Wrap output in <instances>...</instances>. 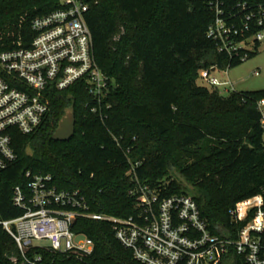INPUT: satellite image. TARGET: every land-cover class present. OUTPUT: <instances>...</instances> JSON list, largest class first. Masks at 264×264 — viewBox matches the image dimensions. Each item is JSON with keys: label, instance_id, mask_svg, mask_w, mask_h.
Wrapping results in <instances>:
<instances>
[{"label": "trees", "instance_id": "obj_1", "mask_svg": "<svg viewBox=\"0 0 264 264\" xmlns=\"http://www.w3.org/2000/svg\"><path fill=\"white\" fill-rule=\"evenodd\" d=\"M81 1L89 5L95 60L114 80L108 118L103 122L92 112L93 99L83 82L52 91L40 129L14 135L18 160L0 174V215L23 214L12 202L13 191L31 170L52 175L61 191H79L91 212L118 218L139 212V194H133L139 182L162 187L163 197L191 195L212 230L232 231L236 238L240 225L230 211L264 191L258 109L264 90L226 93L198 79L203 70L241 64L244 56L256 55L261 42H255V52H221L208 36L216 15L202 0ZM244 1L226 0L240 17L245 13L236 8ZM65 7L63 0H0V54L30 47L36 36L33 22ZM69 109L76 114L75 135L55 141ZM74 231L94 240L89 258L47 248H32L28 257L40 256L39 264H141L118 241L110 222L79 219ZM0 264H29L1 227ZM225 264L246 263L233 255Z\"/></svg>", "mask_w": 264, "mask_h": 264}, {"label": "built area", "instance_id": "obj_2", "mask_svg": "<svg viewBox=\"0 0 264 264\" xmlns=\"http://www.w3.org/2000/svg\"><path fill=\"white\" fill-rule=\"evenodd\" d=\"M202 1L216 15L208 36L219 43L221 52L233 56L256 41H264V0L239 3L236 9H241L244 17L229 10L226 0ZM63 2L65 8L33 22L36 36L30 47L0 54V174L18 160L15 133H36L46 121L52 91L83 82L93 99L92 112L103 122L108 118L112 106L106 101L114 80L95 60L93 35L86 20L89 5L81 0ZM246 33H252L251 37L237 41ZM229 69L203 70L201 77L212 88L237 92L231 80L222 81L215 75L224 70L229 76ZM258 109L264 130V99L258 102ZM162 191V187L139 182L133 191L139 194V212L118 218L91 212L79 191H61L52 175L29 170L25 182L13 191L12 202L23 214L12 219L0 215V227L15 240L29 264L42 260L40 256L28 257L32 248L71 253L80 260L92 256L94 240L74 231L79 219L112 223L118 241L141 264H225L233 255L246 264H264V191L230 211L240 225L236 238L232 231L212 230L191 195L163 197ZM39 241H47L49 246L36 244ZM12 261L18 262L17 258Z\"/></svg>", "mask_w": 264, "mask_h": 264}, {"label": "rangeland", "instance_id": "obj_3", "mask_svg": "<svg viewBox=\"0 0 264 264\" xmlns=\"http://www.w3.org/2000/svg\"><path fill=\"white\" fill-rule=\"evenodd\" d=\"M255 46L256 44H250L248 50L250 52H255ZM215 75L222 81L231 80L238 92L264 90V41L261 43L256 55L247 58L237 66L230 67L229 76L225 75L224 70L216 72ZM198 83L210 87L208 83L202 79L201 74ZM179 179L183 187H190L188 182L180 176ZM36 244L44 247L49 246V242L47 241H39L36 242Z\"/></svg>", "mask_w": 264, "mask_h": 264}, {"label": "water", "instance_id": "obj_4", "mask_svg": "<svg viewBox=\"0 0 264 264\" xmlns=\"http://www.w3.org/2000/svg\"><path fill=\"white\" fill-rule=\"evenodd\" d=\"M76 132V114L75 110H68L61 119L53 138L55 141L66 142L73 138Z\"/></svg>", "mask_w": 264, "mask_h": 264}]
</instances>
